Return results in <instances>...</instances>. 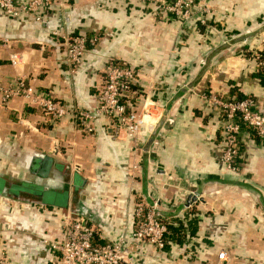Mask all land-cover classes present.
I'll return each mask as SVG.
<instances>
[{
  "label": "crops",
  "instance_id": "0c3cea01",
  "mask_svg": "<svg viewBox=\"0 0 264 264\" xmlns=\"http://www.w3.org/2000/svg\"><path fill=\"white\" fill-rule=\"evenodd\" d=\"M205 2L212 12L204 24L201 2L186 22L150 0H53L18 16L0 7V85L23 79L70 110L57 118L37 101L0 96V264H58L47 241L60 237L69 209L89 216L103 239H130L139 198L160 197L171 221L195 192L198 236L163 257L150 244L132 246L133 264H219L221 250L224 264H264V139L243 129L242 170H229L221 161L225 118L204 96L251 95L264 111L251 55L264 49V0ZM72 34L95 39L76 70L64 43ZM110 62L138 70L133 106L147 108L146 125L160 129L147 152L153 131L136 146L107 117L92 135L80 127L76 111L97 106Z\"/></svg>",
  "mask_w": 264,
  "mask_h": 264
},
{
  "label": "built area",
  "instance_id": "2783aa9c",
  "mask_svg": "<svg viewBox=\"0 0 264 264\" xmlns=\"http://www.w3.org/2000/svg\"><path fill=\"white\" fill-rule=\"evenodd\" d=\"M150 1L156 2L161 9L174 14L185 22L193 17V9L200 2V8L204 13V16L200 17L203 24L206 23L205 17L212 12L205 0ZM52 2L53 0H31L26 3H17L15 0H0V7L10 15L18 16L22 13L37 11L40 4L50 5ZM36 19L41 20V17L38 16ZM54 34L57 35L56 32ZM228 40L229 38H225L223 43ZM94 41L95 39L88 40L85 35L65 38L66 60L72 70H76L81 65L88 44H93ZM253 56L258 62V66L262 67L264 62L259 60V51H255ZM206 64L207 61L203 60L202 67ZM137 77L138 70L131 66L118 62L107 64L104 69V83L98 95L97 106L93 110L76 111L80 127L92 135L96 132L97 120L107 117L116 124L125 127L128 134L135 138L136 146H139L138 140L154 129L152 130L146 125L147 108H144L145 113L143 114L133 106L132 99L138 92L135 88ZM0 96L5 103L16 96L37 101L47 114L57 118L70 112L61 102L51 97L36 95L33 86L27 84L23 79L19 80L16 86L0 85ZM204 96L225 115L224 147L221 161L229 170L239 173L242 170L240 133L243 129H247L264 139V111L259 108L258 100L253 96L232 100L210 92L204 93ZM157 141L158 139L153 143ZM137 166L134 165V169H138ZM146 197L139 198L135 204L134 229L130 239L127 236H121L118 239H103L99 226L89 216L69 209L62 216L60 237L47 241L58 264H133L132 253L135 249L132 246L140 247L141 244H150L156 248L161 257L165 256L167 234L169 233L165 220L168 218L163 205L158 204L160 197L151 195L155 207ZM191 209L193 207H184L176 217L191 218L193 216L192 213H189ZM2 246L0 231V258L5 259V249ZM218 257L219 264H224L229 258L226 250H221Z\"/></svg>",
  "mask_w": 264,
  "mask_h": 264
},
{
  "label": "trees",
  "instance_id": "16d2710c",
  "mask_svg": "<svg viewBox=\"0 0 264 264\" xmlns=\"http://www.w3.org/2000/svg\"><path fill=\"white\" fill-rule=\"evenodd\" d=\"M201 26V25H200ZM203 26L200 27V29L203 30ZM78 34H72L71 36H75ZM56 36V37H55ZM53 37L58 39V35H53ZM88 38V37H87ZM89 40V38H88ZM91 44H88V47ZM247 44H245L242 48H246ZM253 56V54H251ZM254 57V56H253ZM259 60L264 62V49L259 51ZM259 77L264 83V64L262 67H259V70L257 72ZM251 95H241L237 94V96L232 98H226L227 100L232 99H243L245 97H248ZM225 98V97H224ZM45 112V111H43ZM222 116L225 118L224 113H222ZM257 136V135H256ZM190 212L193 214L191 218L184 219L181 216L180 217H173L170 221L169 219H166V223L168 225L169 233L167 234V242H166V250H170L172 248V245L175 244L179 247L187 245L189 242L193 240V238L198 236V218L196 217L195 208L191 209ZM194 251V250H193Z\"/></svg>",
  "mask_w": 264,
  "mask_h": 264
},
{
  "label": "water",
  "instance_id": "95a60500",
  "mask_svg": "<svg viewBox=\"0 0 264 264\" xmlns=\"http://www.w3.org/2000/svg\"><path fill=\"white\" fill-rule=\"evenodd\" d=\"M249 38H250V37H249L248 35H245V36H243V37H241V38H235V39L229 40V41L226 42L225 45H226V46H230V45H232V44H234V43L247 42ZM206 66H207V65H204V66H203V68H202L201 72L199 73L198 77H200L202 71H204V70L206 69ZM197 79H198V78H197ZM197 79H196L194 82L189 83V84L187 85V87L184 88V91L189 92L190 90H193V88H194V86H195V83H196ZM168 113H169V111L167 110V111H166V117H167ZM163 124H165V123H164V121L162 120V122H161V127H160V128H162ZM159 130H160V129H159ZM159 130L156 129V130H154L153 133L151 134V136H150V138H149V140H148V142H147L146 148H145V151H146V152H147V150L149 149L150 145H151L156 139H159V135H158V133H159L158 131H159ZM151 195H152V194H149V195L147 196V198L152 202L153 206L155 207V203H154L153 199L151 198ZM201 196H202V195L200 194V192H195V193L191 194V195L189 196V198H187V201L184 203V207H185V208H189V207L194 206L195 203L201 199ZM161 203H162V200H161V198H160V199L158 200V204H161Z\"/></svg>",
  "mask_w": 264,
  "mask_h": 264
},
{
  "label": "rangeland",
  "instance_id": "374dc122",
  "mask_svg": "<svg viewBox=\"0 0 264 264\" xmlns=\"http://www.w3.org/2000/svg\"><path fill=\"white\" fill-rule=\"evenodd\" d=\"M229 40H230V39H229ZM229 40H228V41H229Z\"/></svg>",
  "mask_w": 264,
  "mask_h": 264
}]
</instances>
